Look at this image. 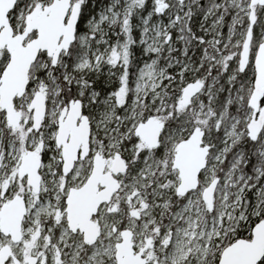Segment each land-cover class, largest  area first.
Wrapping results in <instances>:
<instances>
[{
	"label": "snow or ice",
	"instance_id": "6c2138e0",
	"mask_svg": "<svg viewBox=\"0 0 264 264\" xmlns=\"http://www.w3.org/2000/svg\"><path fill=\"white\" fill-rule=\"evenodd\" d=\"M0 264H264V0H0Z\"/></svg>",
	"mask_w": 264,
	"mask_h": 264
}]
</instances>
